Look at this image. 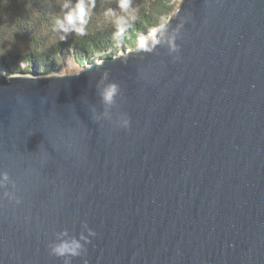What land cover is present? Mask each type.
I'll return each mask as SVG.
<instances>
[{
    "label": "water",
    "instance_id": "95a60500",
    "mask_svg": "<svg viewBox=\"0 0 264 264\" xmlns=\"http://www.w3.org/2000/svg\"><path fill=\"white\" fill-rule=\"evenodd\" d=\"M0 173V264H264V0H181L143 47L0 76Z\"/></svg>",
    "mask_w": 264,
    "mask_h": 264
},
{
    "label": "trees",
    "instance_id": "16d2710c",
    "mask_svg": "<svg viewBox=\"0 0 264 264\" xmlns=\"http://www.w3.org/2000/svg\"><path fill=\"white\" fill-rule=\"evenodd\" d=\"M77 2L78 0H0V76L58 73L61 63L57 55L70 49L75 51L77 58H82L79 61L82 66L93 63L91 58L97 53L101 54V59L113 56V51L119 45L136 47L137 39L166 19L171 10L168 1L158 0L140 11L136 18L128 20L122 35L116 34L115 24L93 28L81 36L73 30L64 32L56 24V20L62 19L69 10L63 4L67 3L73 8ZM114 3V0H84L86 10L90 8L85 17L86 22L89 21V15H99L98 11H103ZM12 37L19 42L20 47L15 49L8 46ZM22 63L25 67H21Z\"/></svg>",
    "mask_w": 264,
    "mask_h": 264
},
{
    "label": "clouds",
    "instance_id": "9594fccd",
    "mask_svg": "<svg viewBox=\"0 0 264 264\" xmlns=\"http://www.w3.org/2000/svg\"><path fill=\"white\" fill-rule=\"evenodd\" d=\"M118 6L121 10L128 11L130 8V0H118ZM64 8H68L69 10L64 14L63 18H58L56 20V24L62 29L64 32H68L69 30L75 31L78 35L85 34V24L86 19L85 17L90 11V8L86 10L84 0H78L75 7L70 8L69 4H63ZM108 14L111 13L109 10ZM129 18L134 19V15L129 14ZM128 23V18L123 16L118 17L115 21L116 28H117V35H122L125 31ZM141 47H143V41H141ZM118 87L113 84L108 86L103 92V99L106 103H112L113 98L117 94ZM121 127L127 129L130 127V120L125 118L121 121ZM9 179L7 173H0V185H3ZM7 195V194H6ZM9 199H15V197H9ZM17 204L20 203L18 199H15ZM92 236H95L94 232L89 233ZM50 254L56 257H69V256H78L81 254L82 245L77 240L71 241H61L58 244L50 245ZM65 264H69V261L66 259Z\"/></svg>",
    "mask_w": 264,
    "mask_h": 264
},
{
    "label": "rangeland",
    "instance_id": "374dc122",
    "mask_svg": "<svg viewBox=\"0 0 264 264\" xmlns=\"http://www.w3.org/2000/svg\"><path fill=\"white\" fill-rule=\"evenodd\" d=\"M158 0H130V8L128 11L121 10L118 6V0H114V5L103 9V11H98V14H92L89 15L88 20L90 21V24L87 25L89 21L86 22L84 28H85V33L90 32L91 30L96 29V28H103L107 25L113 26L115 25V21L118 17H125L128 18V20H133L129 18V14L134 15L136 18V15L140 13V11H143L146 9V7L152 6L155 2ZM166 2L168 1L171 10L168 11L166 19L162 20L159 24H157L155 27H152L144 36H141L140 38L137 39V43L140 44L141 41L146 40L148 35L152 32L155 31L158 25L164 23L165 21L168 20V17L172 14L174 9L178 6L179 2L181 0H165ZM143 8V9H142ZM102 9V8H100ZM109 10H111V13L113 14H108ZM13 40L9 41L8 46L11 48H18L20 47V44L14 37H12ZM137 46V45H136ZM9 48L10 50H13ZM134 48V47H133ZM129 49L128 47H123V46H117V48L113 51L115 54H118L124 50ZM109 52H111V49H109ZM59 63H61L60 70L58 74L60 73H65V72H76L79 71L82 67L81 64H79V61L82 60V58H77L76 53L73 49H70L69 51H64L62 53H59L57 55ZM94 62L101 60V54L97 53L96 55H93ZM21 67H25V64L22 63ZM57 74V73H56Z\"/></svg>",
    "mask_w": 264,
    "mask_h": 264
}]
</instances>
